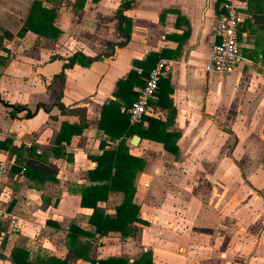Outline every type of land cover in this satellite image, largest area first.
Returning a JSON list of instances; mask_svg holds the SVG:
<instances>
[{"label":"crops","instance_id":"1","mask_svg":"<svg viewBox=\"0 0 264 264\" xmlns=\"http://www.w3.org/2000/svg\"><path fill=\"white\" fill-rule=\"evenodd\" d=\"M33 1L0 0V32L12 34L3 37L0 46V98L6 104H25L33 112L25 115L21 110L10 116L12 107L0 102V141L8 138L17 147L16 151L0 149V206L5 210L0 226L6 224L0 227V264H14L13 248L25 249L31 261L55 256L67 257V264H90V259L99 264L107 257H123L132 264L145 252H150L153 264H168L164 250L171 249L188 264H202L186 249V236L195 230L215 235L212 223L222 214L205 208L211 198L217 199L209 193L238 182L257 193L261 211L256 216L253 251L238 259L235 244L229 247L230 258L236 264H264V0H232L240 16L239 55L225 76L206 72L204 67L220 3L227 0H134L123 11L130 19L127 43L87 66L74 64L65 70L64 79L57 76L63 64L59 57L76 51L93 57L107 51L106 42L123 40L116 18L121 0H86L80 9L70 1L57 0L53 25L59 34L54 40L32 31L19 34ZM151 54H164L160 58L171 61L169 75L160 80V92L163 95L167 86L171 91L170 104L162 97L150 99L152 111L147 115L162 116L168 130L179 132L177 153L130 133L120 114L127 108L114 96L116 91L118 95L137 92L140 85L130 79L121 81L119 88L115 82L130 70L140 73ZM59 93L65 106L85 110V125L55 150L61 122H80L77 113L60 112ZM113 100L120 103L119 109L107 106L106 112L112 113L101 121L103 106ZM134 135L138 136L135 144L131 143ZM122 139L130 154L145 158L133 178L132 201L146 223L137 222L135 235L127 237L114 230L94 233L89 223L93 209L80 205L76 190L89 184V170L106 167L114 172L113 161L100 158L116 153ZM28 163L43 167L53 179L41 183L29 179L23 173ZM123 196L121 190H110L97 205L113 216ZM196 204L200 206L192 216ZM72 226L93 231L76 238L89 245L84 257L69 252ZM252 232L247 229L249 236ZM217 246H208L212 257L205 264L222 263L225 251ZM231 261L228 264H235Z\"/></svg>","mask_w":264,"mask_h":264},{"label":"trees","instance_id":"2","mask_svg":"<svg viewBox=\"0 0 264 264\" xmlns=\"http://www.w3.org/2000/svg\"><path fill=\"white\" fill-rule=\"evenodd\" d=\"M51 6H46L42 3V0H34L28 15L19 30V34L24 33L25 31H32L33 33L39 34L41 36L47 37L54 40L58 34L59 29L53 25V21L56 16V2L57 0H45ZM73 4V8L80 9L86 0H67ZM97 2L98 0H91ZM134 0H121L119 8L116 11L117 18V29L119 33L123 36L121 41H108L106 42L107 51L103 53H98L97 55L91 57L83 54L81 51H76L72 55L67 57H59L63 59V64L60 72L57 76L61 79H64L65 70L71 68L74 64H80L83 66L89 65L92 61L101 58L102 56L112 55L115 47L123 46L127 43L130 36V19L123 13L125 9H128ZM187 35V32H185ZM12 34L3 30L0 32V46L2 45L3 37H11ZM164 54H151L147 55L145 60V65H143V70L140 73H136L135 70H130L127 75L120 77L116 80V87L119 88L121 81L124 79H130L136 85L142 86L145 82L147 73L155 64V62L160 58L164 57ZM136 75V77H134ZM135 78V79H134ZM164 78V77H162ZM160 78V80L162 79ZM160 80L158 82V87L155 92V96L163 98V101L170 104L168 93L171 91V87L167 86L165 92H160ZM121 94V93H120ZM118 95V91L114 92V96L121 99L125 104V110L132 104L135 100L137 92L130 91L126 92L123 95ZM60 93L56 96V105L60 109L61 113H71L75 112L79 115L80 122L76 124H70L66 121L61 122L60 129L56 135L55 141L57 147L55 150H59L58 145L61 144L62 140L66 142L69 141L70 136L74 133L81 132V128L85 125L84 122V109L79 107L69 108L65 106L62 102L59 101ZM160 102V101H159ZM9 106L11 104H8ZM119 109L120 103L117 101H110L109 104L103 106L101 113V121L104 119L105 115L112 113L109 110ZM10 116H15L16 112L25 110V115H32L31 112L25 104H16L11 105ZM125 120V123L128 124V131L130 133L136 132L140 136L146 137L148 139L160 142L166 150L171 151L172 153H177L178 147L176 144L177 138L179 137V132L175 130H168V121L162 116L160 118H154L147 114L142 116V120L138 123H130L129 115L124 110L120 113ZM101 123V122H100ZM126 141L123 139L119 142L118 151L112 154H106L100 159L109 158L113 161L114 172L111 173L106 167H98L88 171V181L89 184L79 185L76 190L80 195V205L91 207L92 213L89 219V223L94 226V233L98 232L100 234L106 233L108 230L119 231L122 237L133 236L137 231V222L145 224L146 221L139 217V206L132 201L134 195L135 186L133 184V178L137 171H139L145 164V158L141 156H135L128 152V147L125 144ZM22 147V146H21ZM0 149L14 150L15 148L11 140L5 138L0 141ZM20 169V167L18 168ZM23 173L29 179H37L41 181L45 178L53 179V176L48 174L49 172L43 169L41 166H37L33 163H28L24 165ZM104 180V182H97ZM110 190H121L124 193L123 201L115 207V212L112 215L104 214L103 210L98 207L97 202L107 198L108 192ZM67 242L69 245V252L77 257H84L87 253L89 245L82 244L77 241L76 238L81 234L92 235V233L85 232L75 226L71 227L69 230ZM77 242V245L72 246L74 242ZM10 260L14 264H67L68 258H57L55 256H49L46 258H37L34 261L28 259V252L23 248H13L10 254ZM90 264H94V260L90 259ZM99 264H127V261L123 257H107L105 259H99ZM132 264H153L150 258V252H145L138 258H136Z\"/></svg>","mask_w":264,"mask_h":264},{"label":"rangeland","instance_id":"3","mask_svg":"<svg viewBox=\"0 0 264 264\" xmlns=\"http://www.w3.org/2000/svg\"><path fill=\"white\" fill-rule=\"evenodd\" d=\"M209 194H213L217 199L214 201L211 198L209 202L205 203V208L213 212V214H222L219 219H215L212 223L215 235L202 234L195 230V233L191 232L190 235L186 236L189 238L185 242L186 244L184 243L186 249L189 248V252L195 253V258L201 259L202 264H205L212 257L208 246L218 245L217 247L221 248H217V250L225 251V255L223 254L221 257V264H228L232 260L230 257L233 256V253L229 247H233L235 244L239 248L237 251L238 259L250 254L253 251V246L257 238L256 216L261 211L257 193L248 187V185H240V182H238L233 183L229 187L222 186V190L218 192L213 189ZM199 206V204H196L192 216L197 215L196 209ZM194 220L197 221L195 217ZM1 225L0 227H6L5 222ZM247 229H253L252 236L247 234ZM251 237L253 241L249 243V238ZM171 242H169L170 246L172 244ZM244 243L247 244L246 247L241 246ZM179 254L171 249H166V251L164 250V259L168 264H188ZM231 262L236 264L235 261Z\"/></svg>","mask_w":264,"mask_h":264},{"label":"built area","instance_id":"4","mask_svg":"<svg viewBox=\"0 0 264 264\" xmlns=\"http://www.w3.org/2000/svg\"><path fill=\"white\" fill-rule=\"evenodd\" d=\"M240 21L232 0L220 3V13L211 38V52L205 64L206 72H213L225 76L232 71L238 61L239 46L237 40V29ZM170 60L160 58L149 70L145 82L137 90V95L132 104L127 108L131 123H138L142 116L152 111L149 100L155 97L160 78L166 77L171 71ZM2 166L0 167V169ZM5 213L0 206V216Z\"/></svg>","mask_w":264,"mask_h":264},{"label":"water","instance_id":"5","mask_svg":"<svg viewBox=\"0 0 264 264\" xmlns=\"http://www.w3.org/2000/svg\"><path fill=\"white\" fill-rule=\"evenodd\" d=\"M0 102L3 103L4 105H7L9 106L8 104H6L5 102H3L0 98ZM11 106V105H10ZM138 140V136L137 135H134L133 138L131 139V143L135 144Z\"/></svg>","mask_w":264,"mask_h":264}]
</instances>
